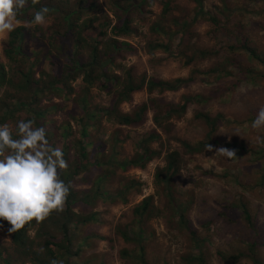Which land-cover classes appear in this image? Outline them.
I'll return each mask as SVG.
<instances>
[{"label":"trees","instance_id":"trees-1","mask_svg":"<svg viewBox=\"0 0 264 264\" xmlns=\"http://www.w3.org/2000/svg\"><path fill=\"white\" fill-rule=\"evenodd\" d=\"M95 1L76 0L74 5L70 4L67 8L64 6L70 3L69 1L26 0L17 21L30 23L34 16L30 11L33 8L38 10L42 6H47L50 12L59 14L63 22L57 26L58 28L53 29L50 46L45 50L37 47L33 56L27 52L26 26L17 27L10 33L9 43L4 48L11 68L7 69L0 58V124H13L14 130L17 121L23 119L34 121V127H44L46 123L52 122L55 113L66 110L68 105L63 103L64 99L70 97L72 93L75 94L74 100L80 109L77 115H72L60 125L54 124L46 130L50 144L59 147L67 161V167L58 170L60 178L70 188L63 209L54 211L41 222L32 221L13 233L12 249L10 251L6 249L3 252L4 256L0 251V261L4 264H15L18 260L29 264H52L53 261L56 264H94L91 263L92 260L95 262L93 255L86 256V253L95 249L87 247L85 243L94 237L98 242L109 238L92 232L89 238L87 236L88 240L84 236L82 238L84 242L79 244L77 234L81 235L88 226L99 224L102 213L96 209L100 202L110 201L112 202L110 206L126 205L129 197L141 190L143 183L124 175L134 169L144 171L151 162L158 159H161L162 164L157 167L154 185L162 190L168 206L176 202L180 223L186 224L184 211L189 209L187 205L190 206L193 200L180 202L178 205L175 181L186 168L189 157L203 153L206 145L218 141L217 133L221 127L233 126L238 120L230 122L224 112L214 114L197 109L196 117L201 119L209 130L207 140L194 145L187 138L180 141L179 147L171 150V143H168L167 148L164 137L166 136L168 141L176 139L173 135L175 130L173 120L182 119L194 105L204 109L218 97L227 99V95L245 81L259 84L264 88V56L252 46L249 36L254 22L246 21L248 14L241 15L233 22L236 19L234 16L245 12L251 13L246 3H241L242 0H221V7L212 12H205L202 2L197 0L200 7L195 11L196 15L192 20L176 16L169 18L170 13L177 11V7L169 5L168 10H164L161 18L153 26V33L158 37L156 42L152 41L148 46L151 53L169 52V56L173 59L178 58L184 68L200 61L215 60L213 67L205 72L217 82L215 90L210 95L184 96L183 103L179 104L168 102L164 94L177 92L189 86L194 82V77L165 81L148 78L147 74H142L136 79L133 68L123 65V61L126 56H134L138 48L119 40L137 33V29L132 26L134 13L157 3L165 4L167 0H110L109 9L116 18L114 24L108 14L99 16L102 3ZM259 1L264 4V0ZM257 14L263 17L264 9ZM200 20L211 21L214 24L215 29L209 32V35L216 41L218 47L209 49L198 43L199 35L195 27ZM172 25L177 29L173 30ZM110 27L111 33L108 30ZM94 30H97V33L91 35L90 32ZM161 37H164L163 41ZM175 40L178 41L177 49H174ZM87 50L89 54L85 58L83 53ZM48 59L52 67L47 73L43 71L42 65L43 61ZM246 60L250 62V66L246 65ZM119 72L124 75H120ZM37 74H40L39 78ZM79 79L82 86L76 91L73 84ZM94 89L104 92L109 98L108 105L92 104ZM145 90L149 94L147 102L134 106L130 111L122 109L124 104H133L136 93ZM215 93L218 96L214 99L212 94ZM57 98H62V103H55ZM45 101L53 103L50 107H44ZM150 115L154 127L139 132L138 129L144 128L149 122ZM255 117V111L251 110L247 118L239 120L238 123L253 121ZM102 121L117 126L113 137L107 140H104ZM73 123L76 124L75 129ZM122 127L136 130L134 155L122 156V151L125 150L122 147L124 142ZM156 144L158 148L155 147ZM236 145L239 146L238 152L242 157H253L259 164V186L264 188V142L259 143L258 147L251 148L245 141ZM120 146L121 150L118 149ZM89 167L92 168L91 171H96L95 178L88 174ZM114 180L119 181L122 188L113 187ZM88 181L92 184L91 189L79 188ZM153 199H155L153 196L145 199L132 210L133 218L127 226H116L119 237L126 244L133 246L124 249L123 253L125 251V256L128 257L135 255L136 257H132L134 260L143 261L147 243L151 238L145 235L146 229L143 224L150 217L160 216V209L151 202ZM239 208L242 209L248 224L243 235L246 249L239 251V254L217 250L216 256L223 264H238L244 257L252 264H264L261 257L264 250V227L259 223L258 217H253L244 201H240ZM226 209L227 207H224V211ZM214 223L207 221L201 224L204 234L198 229H190L193 252L190 250L182 258L186 264H211L213 250L211 243L214 236L211 232ZM6 227L9 228L11 225L7 221H0V231ZM34 227L38 228L35 238H32L28 232ZM37 239L40 240V244L36 242ZM131 251L134 253L131 254ZM14 254H17V259Z\"/></svg>","mask_w":264,"mask_h":264},{"label":"rangeland","instance_id":"rangeland-1","mask_svg":"<svg viewBox=\"0 0 264 264\" xmlns=\"http://www.w3.org/2000/svg\"><path fill=\"white\" fill-rule=\"evenodd\" d=\"M69 1L64 7H70V4L74 5L76 0H64ZM110 0H96V3H102L99 10V16L108 14V17L113 21H116L115 15L111 13L109 7H111ZM205 12H212L217 7H221V0H200ZM231 1V0H230ZM242 0L241 3H246L249 12H245L240 15L234 16L235 22L241 15H246V21L254 22L252 24L251 33H249L252 46L258 49V51L264 56V16L259 17V11L264 9V4L259 1ZM65 2H63L64 4ZM232 4V3H231ZM175 6L177 11L170 13L168 17H182L187 20L194 19L196 10L200 7L197 0H167L165 4L157 3L151 7H145V10L139 9L134 13L133 28L137 29V33L128 38H120V41L127 42L138 48V52L134 56H126L123 61V65L128 68H133L135 78L139 79L142 74H147L148 78H157L160 80L170 81L176 78H190L194 77V82L189 86L180 89L177 92H167L164 94L165 99L173 104L183 103L184 96L190 95H210L215 90L216 83L214 77L210 74H205L211 67H213L215 60L200 61L190 67L184 68L178 58H171L169 52L155 51L151 53L149 51V44L153 41L156 42L158 37L153 33V26L157 23V20L161 18L164 10H168L167 7ZM233 6V5H232ZM33 8L30 13L35 14ZM98 12V11H97ZM47 22L43 25H35L27 22L17 21L16 27L26 26L28 47L27 52L30 56L35 54V49L38 47L45 50L50 46V35L53 29L61 25L63 22L59 14L50 12ZM232 22V23H233ZM245 22V21H244ZM256 22V23H255ZM173 24V23H172ZM108 29V28H107ZM106 29V30H107ZM172 29L176 30V26L172 25ZM215 26L211 21L200 20L196 23L195 31L198 33V43L212 49L218 47L216 41L213 40L209 32L213 31ZM111 33L112 28L110 27ZM97 31V30H96ZM95 30L90 34H96ZM96 32V33H95ZM10 33L0 34V58L6 65V68H11L9 60H7L4 54L5 45L9 43ZM112 35V34H111ZM110 38V34L108 36ZM162 41L164 37H161ZM160 38V40H161ZM174 49H177L178 41H173ZM89 50L83 53V56L88 57ZM246 65L250 66V62L246 60ZM52 65L50 60L43 61L42 69L45 72H49ZM40 68H38L39 72ZM120 75H124L119 72ZM40 74H37L39 78ZM224 83V81H223ZM222 84V83H221ZM223 85V84H222ZM82 86L81 79L73 84L74 89L77 91ZM92 104L94 106L108 105L109 98L105 96L104 92H100L98 89L93 90ZM215 97L217 93L212 94ZM70 97L64 99V104L68 105L65 111L55 113L52 117V122L46 123L44 126L46 130L51 128L52 125H60L62 121L77 115L80 111L77 103L74 99L75 94L72 93ZM155 96V95H154ZM228 98L218 97L207 108H201L194 105L188 113L182 119H174L173 124L175 130L173 135L176 139L166 138V146L171 143V150L175 147H179L180 141L189 138L190 142L194 145L199 142H205L207 140L208 128L204 125L201 119L196 117V110H206L214 114L218 112H224L230 122L237 121V123L230 127H221L218 135V141L212 144L213 151L208 152L207 148L201 154L194 157H189L187 160V166L184 168L178 179H176L175 192L177 196V203L188 202L193 200V203L188 206V210L184 211V219L186 224L180 223V216L177 214L179 209L176 202H172L170 206L166 203V197L162 190H159L154 185V175L157 171V167L162 164L161 159L151 162L147 169L142 171L134 169L130 173L124 176H129L131 179H137L143 186L141 190L136 192L135 195L129 197V202L126 205L116 204L110 206L112 202H100L99 207L96 209L99 213H102L99 217V224L91 225L82 231L81 235L77 234L79 239L77 242L82 244L84 241L82 238L85 236L89 238V234L92 232L103 235L109 238L106 241L98 242L95 238L88 240L85 243L87 247L95 249L93 251L88 250L86 256L93 255L94 264H154L159 261V264H186L183 257L191 250L193 238L190 234V229H198L201 234H204V229L201 227L202 223L207 221H214L212 232L213 242L211 243V264H223L218 260L216 251L221 250L227 252H234L239 254V251H245L246 243L244 240L245 230L248 227L247 221L244 218V213L239 208L240 201H244L253 215L258 217L259 223L264 227V188L259 186V164L253 160V157H242L238 152V147L241 142L245 141V144L249 147H258L257 136L264 138V128L253 129L252 121H246L244 123H238L239 120L247 118L248 113L254 110L255 113L259 111L261 107H264V88L259 84H252L249 81H245L230 95ZM63 98V97H62ZM62 98L55 99V103H62ZM149 100V94L146 92L136 93L134 95L133 104H124L122 109L130 111L136 105H142ZM227 101V102H226ZM53 102H44V107H50ZM150 120L144 128L138 129L139 132H144L150 127H154L152 122V115ZM11 128L13 124L9 125ZM72 126L76 128V124ZM104 140L113 137V133L116 131L117 126L102 121ZM123 131L122 147L125 150L122 151V156L127 157L135 154L133 144L136 143V130L129 127H122ZM57 144V141H55ZM158 148V145H155ZM219 147H226L235 150L236 157L226 158L223 155L215 154V149ZM168 148V146H167ZM167 148H164L165 150ZM121 150L120 148H118ZM240 150V148H239ZM91 151V149H88ZM108 152V151H107ZM75 157V156H74ZM92 168H88V174L92 178H95L96 171H91ZM86 171V172H87ZM82 179V177L80 178ZM113 187L122 186L119 181L112 183ZM92 184L89 181L79 186L83 189H91ZM154 197L151 202L156 208L160 209V216L150 217L143 224L146 233L145 235L150 238L147 243L146 256L143 261L134 260L132 256H125L124 249L133 247L131 244H126L124 240L116 233V226H127L128 222L132 220V210L141 205V203L149 198ZM222 204V205H221ZM224 207L227 209L224 211ZM230 207H233L229 210ZM107 211V213L105 212ZM221 213L223 214L221 216ZM232 217V218H231ZM238 220V221H236ZM233 221V222H232ZM239 222V224H236ZM259 224V225H260ZM192 227V228H191ZM34 227L29 230L28 234L35 238L36 229ZM9 228H4L0 231V251L3 252L6 249L10 251L13 247V233H9ZM194 230V229H193ZM40 244V240H36ZM112 245V247H111ZM42 248L39 249L41 251ZM195 251V250H194ZM44 252V251H43ZM193 252V250H191ZM134 251H131L133 254ZM130 254V255H131ZM17 259V254H14ZM11 256V255H10ZM147 257V258H146ZM261 257L264 259V250L261 253ZM0 264H4L0 261ZM15 264H29L23 263L20 260ZM226 264V263H224ZM238 264H252V262L244 257Z\"/></svg>","mask_w":264,"mask_h":264},{"label":"clouds","instance_id":"clouds-1","mask_svg":"<svg viewBox=\"0 0 264 264\" xmlns=\"http://www.w3.org/2000/svg\"><path fill=\"white\" fill-rule=\"evenodd\" d=\"M26 0H0V34L15 30L19 12ZM50 9L42 6L30 23L43 25ZM253 129L264 128V107L252 121ZM258 142L264 138L257 136ZM213 151L211 144L206 145ZM215 154L236 157L235 150L219 147ZM67 161L59 147H53L44 127H34L32 120H19L13 130L0 124V221H7L9 233H16L32 221L41 222L54 211H61L69 195V186L59 171ZM52 264H56L55 261Z\"/></svg>","mask_w":264,"mask_h":264}]
</instances>
